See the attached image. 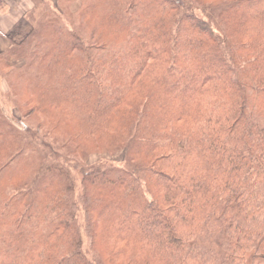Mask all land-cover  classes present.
Returning a JSON list of instances; mask_svg holds the SVG:
<instances>
[{"label": "trees", "instance_id": "trees-1", "mask_svg": "<svg viewBox=\"0 0 264 264\" xmlns=\"http://www.w3.org/2000/svg\"><path fill=\"white\" fill-rule=\"evenodd\" d=\"M95 1L93 41L59 34L38 0L44 41L31 45V30L4 54L36 66L21 78L28 104L52 127L71 123L78 150L138 128L132 169L85 177V221L104 256L83 250L68 171L0 119V264H264V0H214L222 30L190 0ZM44 171L57 183L40 188ZM17 175L22 189L9 186Z\"/></svg>", "mask_w": 264, "mask_h": 264}, {"label": "rangeland", "instance_id": "rangeland-1", "mask_svg": "<svg viewBox=\"0 0 264 264\" xmlns=\"http://www.w3.org/2000/svg\"><path fill=\"white\" fill-rule=\"evenodd\" d=\"M45 1L50 7L49 11L51 13L54 12L58 16L59 23L61 24L60 28L57 29L59 34L76 32L80 34L86 42L93 41L91 39L93 36L92 16H90V11V13L86 11V8L89 4H94V2H96L95 0ZM190 2H192L195 13L200 18L209 20V23L214 29L222 30L226 28L227 22L224 16L220 15L219 11H215L214 9V0H190ZM31 3L33 7L30 11L32 20L30 24L31 30L35 32V36L31 39V45H36L40 44V41H44L43 36L42 38L40 37V39L36 36V32L40 34L43 21L41 14L44 12L42 4H38V0H31ZM46 18L47 21L51 17L49 16ZM96 44L99 45L101 42L97 41ZM107 47H111V43H109ZM99 50L100 49L96 47L95 51L98 52ZM4 52H0V119L5 120L9 124L12 123L14 128L22 133L24 142L30 149H34V153L37 155L36 159H41L47 166L59 165L68 171L73 183L72 195L78 204L77 216L81 227L83 250L89 259L99 260L101 259L100 255L104 256L102 247L99 241H93L91 229H89L85 221V205L87 204V183L85 177L92 169H104V167L109 165L117 168L132 169L130 164L133 165L134 162L129 164L128 145L133 142V138H135L136 141L138 140V128L135 126L129 137L130 140L128 139L129 141L127 140V142L124 140L120 145L113 142V139H105L99 146H96L97 144L92 141L86 144L81 150H78L67 141L68 138L66 135L71 133V123L61 125L57 128L52 127L51 124H48L50 122V117L48 115L34 108L32 104H28V97L30 96H28L29 94H27V91H24L26 83H22L21 78L24 77V73L28 75L36 74V66L30 65L28 57H21L19 59L10 58V56L8 57ZM241 68L238 69V74L244 77L245 73L242 71L243 68ZM109 75L107 77L109 80L108 87L111 88L112 78H110ZM111 145H113V147ZM23 157L25 156L19 157V159L22 160ZM4 158L6 159L7 156ZM8 160L7 158L5 161L7 162ZM44 174L47 175V172L44 171ZM16 177L17 178L12 182L18 185L11 183L9 186H16V188L22 189V187H24L21 182L23 179H21L19 175ZM57 181L56 177L47 175L46 178L40 182L39 187L44 188L46 186L44 183H57ZM142 184L144 185L145 182L143 181ZM144 190H146V188ZM104 264H107L106 261Z\"/></svg>", "mask_w": 264, "mask_h": 264}, {"label": "crops", "instance_id": "crops-1", "mask_svg": "<svg viewBox=\"0 0 264 264\" xmlns=\"http://www.w3.org/2000/svg\"><path fill=\"white\" fill-rule=\"evenodd\" d=\"M31 0H0V52L22 43L31 32Z\"/></svg>", "mask_w": 264, "mask_h": 264}]
</instances>
